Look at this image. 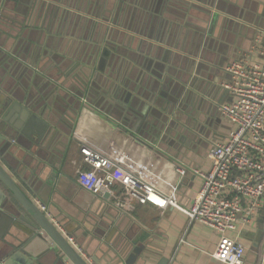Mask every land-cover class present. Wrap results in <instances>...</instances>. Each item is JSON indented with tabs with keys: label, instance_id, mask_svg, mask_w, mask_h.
Instances as JSON below:
<instances>
[{
	"label": "crops",
	"instance_id": "0c3cea01",
	"mask_svg": "<svg viewBox=\"0 0 264 264\" xmlns=\"http://www.w3.org/2000/svg\"><path fill=\"white\" fill-rule=\"evenodd\" d=\"M99 40L120 52L100 61ZM233 60L264 64V0H7L0 7V147L14 169L3 156L0 163L34 200L29 182L59 188L46 205L57 217L47 216L93 264H126L134 242L145 243L135 264H225L213 256L218 233L177 207L129 204L120 186L103 207L80 199L78 166L83 142L189 207L202 186L194 170L209 168L213 144L231 130L219 106L232 99L224 84ZM82 90L89 99L81 109ZM27 100L47 123L32 144L23 133L31 127ZM121 101L125 112L134 109L129 128L113 118L125 114ZM11 129L15 139L3 134ZM6 198L0 194L4 205ZM10 216L0 206V264L15 245L30 264H73L41 229L43 239L17 219L8 223ZM239 238L244 264H264V206Z\"/></svg>",
	"mask_w": 264,
	"mask_h": 264
},
{
	"label": "built area",
	"instance_id": "2783aa9c",
	"mask_svg": "<svg viewBox=\"0 0 264 264\" xmlns=\"http://www.w3.org/2000/svg\"><path fill=\"white\" fill-rule=\"evenodd\" d=\"M225 71L230 79L224 88L232 99L221 104L219 110L231 130L227 139L213 144L209 168L194 170L202 178V186L189 207L160 192L156 182L139 178L83 142H79V184L94 195L109 193L110 197L120 186L129 204H149L161 210L177 207L189 219L218 233L213 253L216 259L225 264H244L247 247L239 238L241 230L264 206V64L233 60ZM83 164L89 166L88 170L81 169ZM40 208L46 211L44 204ZM65 237L77 250L74 238Z\"/></svg>",
	"mask_w": 264,
	"mask_h": 264
},
{
	"label": "water",
	"instance_id": "95a60500",
	"mask_svg": "<svg viewBox=\"0 0 264 264\" xmlns=\"http://www.w3.org/2000/svg\"><path fill=\"white\" fill-rule=\"evenodd\" d=\"M3 5V7L7 6V0H0V7ZM100 45L97 46L95 53L96 55H99L100 61H103L105 58L113 57V55H116L120 50L115 49L110 43L106 42L105 44H102V40H99L98 42ZM113 51V52H112ZM116 57V56H115ZM102 66L99 65L97 66V71L95 72L94 76H98L99 72H102ZM85 91L78 92L77 94L80 96V98H84L83 101L80 103L81 109L82 108H88L87 106V100L89 99L88 97H85L86 95L84 94ZM127 101V100H125ZM125 101H121V105L119 108L121 110H124L125 112ZM32 101L27 100V104L29 105L28 109L26 110V113L30 115V119L28 121V126L31 127L27 129H23V133L30 134L31 137V144L35 142H32V139L34 138L33 132L36 131L39 137V142L42 140L44 137L43 132L45 128L47 127V123L44 124L42 123V118L41 116L37 113L38 109L40 108L35 104L34 106L31 105ZM30 109V110H29ZM134 111L133 108L129 109V111L125 112V114H122L121 112H116L118 117H113L118 121V123H122L124 126L128 127V124L126 121H129V118L131 117V113ZM34 113V114H32ZM142 113V112H141ZM121 115V116H120ZM119 117H124V121L120 119ZM148 123L150 122V116H146ZM162 122L159 125L160 129H163V124L166 120V117H162ZM44 125L45 128H44ZM16 128H20L19 125H15ZM44 128V129H43ZM47 129V128H46ZM29 132V133H28ZM3 134L11 139H15L16 134L15 130H7L4 131ZM42 135V136H41ZM2 139L0 138V141ZM3 150H1L0 147V156H3V160L8 163L10 168L12 167L14 169V165L11 162L10 158L8 155H3ZM0 183L3 186V188L9 192V194L19 203V207L12 199L8 196L7 193L3 192V190L0 188V194L2 197H7L6 198V204L4 205L3 203L0 202V206L2 208H5L8 212L11 213V216L9 218L8 223H12L15 219H17L18 222L26 224V226L30 229L32 232L31 235H37V237H41V232H39V229H41L42 232H44L45 235L53 241L57 247L63 252V254L73 263V264H88V262L82 258V256L78 253V251L68 243L67 238L56 228V226L53 224V222L49 219L47 214L50 212L54 217H57V215L54 213L53 210L46 209V211H42L40 208V204H44L45 206L48 205L49 200L53 198V191L54 190H59V188L53 187L51 184H45L41 189H38L36 187L35 182H29L28 187L33 191L36 195L37 198L35 200L31 198L21 187L20 185L13 179V177L8 173L7 169L5 166H3L0 163ZM82 193H78V197L82 200H86L87 202H92V203H97V205H100L101 207L108 205V203L104 202L105 200L110 198V194L107 193L103 195L101 198L97 197V195H93L92 193L86 191L85 189H81ZM36 200H40V204L36 202ZM56 201V200H55ZM75 203H78V201H74ZM3 204V205H2ZM23 210L27 213V216L23 214ZM50 214V215H51ZM60 218H57V221L60 222ZM62 224V222H60ZM63 225V224H62ZM66 231L69 232L66 228ZM27 234V233H26ZM29 235V236H31ZM28 236V238H29ZM27 238V239H28ZM42 238V237H41ZM26 239V240H27ZM43 239V238H42ZM145 249V243H140L138 244L137 242H134V246L130 249V254L126 258V264H135L137 259L142 255ZM20 250V251H18ZM18 251V252H17ZM25 251V248L22 249V246H13L8 254V256H5L6 264H30L31 260L25 258L20 252ZM15 261V263L12 261V259ZM8 259H10L8 261ZM164 261H161V264Z\"/></svg>",
	"mask_w": 264,
	"mask_h": 264
}]
</instances>
